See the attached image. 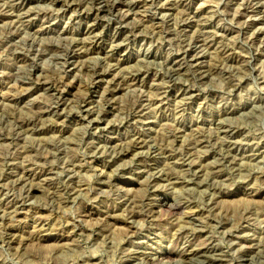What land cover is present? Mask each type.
Masks as SVG:
<instances>
[{
  "label": "rangeland",
  "instance_id": "1",
  "mask_svg": "<svg viewBox=\"0 0 264 264\" xmlns=\"http://www.w3.org/2000/svg\"><path fill=\"white\" fill-rule=\"evenodd\" d=\"M263 12L0 0V264H264Z\"/></svg>",
  "mask_w": 264,
  "mask_h": 264
},
{
  "label": "bare ground",
  "instance_id": "2",
  "mask_svg": "<svg viewBox=\"0 0 264 264\" xmlns=\"http://www.w3.org/2000/svg\"><path fill=\"white\" fill-rule=\"evenodd\" d=\"M10 1V0H9ZM257 1V0H256ZM77 2V1H76ZM83 2V1H82ZM109 2V1H108ZM232 2V1H231ZM242 2V1H241ZM171 3V2H170ZM112 4V3H111ZM114 4V3H113ZM130 4V3H129ZM251 4V3H250ZM176 5V4H175ZM226 5V4H225ZM248 5V4H247ZM252 5V4H251ZM148 7H150V6H148ZM171 7V6H170ZM246 7V6H245ZM248 7V6H247ZM103 8V7H102ZM151 8V7H150ZM82 10V9H81ZM109 10V9H108ZM157 10V9H156ZM77 11V10H76ZM4 12V11H3ZM111 12V11H110ZM144 12V11H143ZM154 13V12H153ZM264 13V12H263ZM148 14V13H147ZM222 15V14H221ZM189 16V15H188ZM241 21V20H240ZM122 23V22H121ZM212 24V23H211ZM250 25V24H249ZM247 26V25H246ZM118 31V30H117ZM137 32V31H136ZM13 33V32H12ZM11 33V34H12ZM140 33V32H139ZM114 37V36H113ZM260 37V36H259ZM161 38V37H160ZM166 38V37H165ZM260 41H261V39H260ZM178 43V42H177ZM115 45V44H114ZM103 47V46H102ZM181 47V46H180ZM70 49V48H69ZM179 49V48H178ZM188 50V49H187ZM40 52V51H39ZM187 53V52H186ZM37 54V53H36ZM35 54V55H36ZM229 54V53H228ZM40 55V54H39ZM38 57V56H37ZM257 57V56H256ZM65 58V57H64ZM255 58V57H254ZM60 59V58H59ZM106 60V59H105ZM252 60V59H251ZM65 61V60H64ZM108 61V60H107ZM63 62V61H62ZM35 63V62H34ZM27 64V63H26ZM32 65V64H31ZM81 65V64H80ZM64 66V65H63ZM77 67V66H76ZM215 68V67H214ZM32 70V69H31ZM80 70V69H79ZM93 71V70H92ZM98 71V70H97ZM42 72V71H41ZM66 72V71H65ZM87 72V71H86ZM135 72V71H134ZM197 72V71H196ZM195 72V73H196ZM210 72V71H209ZM170 73V72H169ZM81 74V73H80ZM96 74V73H95ZM171 74V73H170ZM44 75V74H43ZM65 75V74H64ZM94 75V74H93ZM96 76V75H95ZM173 76V75H172ZM204 76V75H203ZM51 77V76H50ZM98 77V76H97ZM177 78V77H176ZM50 79V78H49ZM61 80H63V79H61ZM81 80V79H80ZM97 80V79H96ZM46 81H48L47 79H46ZM49 81H51V80H49ZM67 81V80H66ZM71 81V80H70ZM185 81V80H184ZM111 82V81H110ZM39 83V82H38ZM55 83V82H54ZM81 83V82H80ZM108 83V82H107ZM113 86V85H112ZM115 86V85H114ZM107 87V86H106ZM118 87V86H117ZM27 88V87H26ZM67 88V87H66ZM110 89V88H109ZM107 90V89H106ZM161 90V89H160ZM230 90H232V89H230ZM70 92V91H69ZM107 93V92H106ZM17 94V93H16ZM190 94V93H189ZM4 96V95H3ZM2 96V97H3ZM109 97V96H108ZM77 99V98H76ZM89 100V99H88ZM105 100V99H104ZM183 100V99H182ZM75 101V100H74ZM87 102V101H86ZM79 103V102H78ZM103 103V102H102ZM66 104V103H65ZM69 104V103H68ZM75 104V103H74ZM106 104V103H105ZM59 106V105H58ZM69 106V105H68ZM187 106V105H186ZM98 107V106H97ZM134 107V106H133ZM105 108V107H104ZM140 109V108H139ZM133 110V109H132ZM38 113V112H37ZM143 114V113H142ZM136 119V118H135ZM19 120H21V119H19ZM25 120V119H24ZM31 120V119H30ZM38 120V119H37ZM91 121H93V120H91ZM36 122V121H35ZM34 122V123H35ZM90 123V122H89ZM31 125V124H30ZM97 127V126H96ZM22 129V128H21ZM179 130V129H178ZM233 130V129H232ZM169 134V133H168ZM7 135V134H6ZM196 135V134H195ZM3 137V136H2ZM168 137V136H167ZM133 139V138H132ZM175 139V138H174ZM135 140V139H134ZM139 140V139H138ZM132 141V140H131ZM134 142V141H133ZM137 142V141H136ZM199 142V141H198ZM128 144V143H127ZM136 144V143H135ZM125 145V144H124ZM157 145H159V144H157ZM194 145V144H193ZM254 145V144H253ZM126 146V145H125ZM96 148V147H95ZM123 149H124V147H123ZM114 150V149H113ZM152 150V149H151ZM161 150V149H160ZM164 155V154H163ZM190 156H191V154H190ZM170 158V157H169ZM77 161V160H76ZM142 161V160H141ZM71 164H73V163H71ZM162 169V168H161ZM18 173V172H17ZM159 175V174H158ZM20 176V175H19ZM18 176V177H19ZM177 176V175H176ZM22 177V176H21ZM23 177H25V176H23ZM47 177V176H46ZM28 178V177H27ZM44 178V177H43ZM216 178V177H215ZM166 179V178H165ZM167 179H169V178H167ZM17 180V179H16ZM149 181V180H148ZM154 183V182H153ZM30 185V184H29ZM36 187V186H35ZM27 188V187H26ZM31 195V194H30ZM153 195V194H152ZM217 195V194H216ZM26 196V195H25ZM125 197V196H124ZM25 198V197H24ZM222 199V198H221ZM121 201V200H120ZM145 201V200H144ZM134 202V201H133ZM137 203V202H136ZM135 203V204H136ZM131 204V203H130ZM178 204V203H177ZM132 205V204H131ZM147 206V205H146ZM142 207V206H141ZM172 207V206H171ZM145 208V207H144ZM12 212V211H11ZM141 212H142V210H141ZM151 212V211H150ZM8 215V214H7ZM15 215V214H14ZM100 216V215H99ZM111 216V215H110ZM9 218V217H8ZM145 219V218H144ZM249 219V218H248ZM11 220V219H10ZM14 220V219H13ZM39 222V221H38ZM111 222V221H110ZM14 224V223H13ZM6 225H8V223L6 224ZM228 225V224H227ZM225 226V225H224ZM51 227V226H50ZM44 228V227H43ZM50 231V230H49ZM48 232V231H47ZM191 233V232H190ZM261 234V233H260ZM180 236V235H179ZM258 239V238H257ZM248 245V244H247ZM209 246V245H208ZM250 246V245H249ZM198 249V248H197ZM258 252V251H257ZM259 260V259H258ZM262 264V263H261Z\"/></svg>",
  "mask_w": 264,
  "mask_h": 264
}]
</instances>
